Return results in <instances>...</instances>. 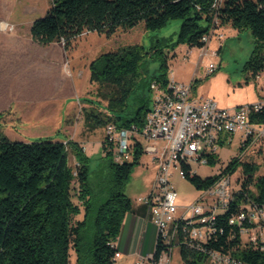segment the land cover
I'll return each instance as SVG.
<instances>
[{
	"label": "trees",
	"instance_id": "trees-1",
	"mask_svg": "<svg viewBox=\"0 0 264 264\" xmlns=\"http://www.w3.org/2000/svg\"><path fill=\"white\" fill-rule=\"evenodd\" d=\"M174 18L183 19L177 41L191 46L205 47L203 37L212 25L215 33L224 25L240 31L250 29L255 44L245 70L254 77L264 71V0H52L47 13L34 20L32 34L42 43L59 41L70 50L84 32L110 37L120 28L130 29L141 22L147 29H158ZM148 53L144 45H126L92 62L91 81L111 89L106 94L97 93L107 103L98 97L80 98L85 103L82 111L87 129L111 123L118 128L143 125L152 100L151 82L169 79L167 61L153 77L143 74ZM193 82L196 91L197 80ZM260 101L263 106L253 110L251 118L264 123V98ZM247 144L242 143V149ZM113 149L106 135L102 158L107 175L97 174L95 182L92 160L80 142L69 141L68 145L52 136L11 140L0 132V264H70L72 250L78 264L116 262V240L125 214L133 211L147 216L149 206L136 207L126 192L132 168L143 151L134 150L133 161L117 163ZM69 150L76 167L70 163ZM209 162L215 163V157ZM237 166L241 167V186L223 213L228 220L249 204L264 206V173L257 174L260 164L233 158L223 173L206 178L187 162L182 163V170L185 177L187 170V178L202 190ZM223 226L224 232L218 231L209 240L213 248L230 250L250 264H264V250L242 245L237 225L225 220ZM232 232L237 235L229 241ZM184 254L189 263L199 264L194 259L201 256L190 251Z\"/></svg>",
	"mask_w": 264,
	"mask_h": 264
},
{
	"label": "rangeland",
	"instance_id": "rangeland-1",
	"mask_svg": "<svg viewBox=\"0 0 264 264\" xmlns=\"http://www.w3.org/2000/svg\"><path fill=\"white\" fill-rule=\"evenodd\" d=\"M51 5L52 0H0V104L10 105L12 103L14 107L0 112V132L11 140L33 141L54 135V138L64 137L62 140L68 145L69 141L83 142L85 153L92 160L91 167L94 170L92 178L95 182H97V174L100 177L107 175V168L102 158L104 154L102 143L108 129L107 126L95 130L85 127L82 111L85 103L80 101V98L98 97L107 103V100L103 99L102 95L97 96V93H109L111 88L91 81V64L103 53L126 45H144L149 53L145 57L147 69L143 74L148 79L159 73L161 65L167 61L170 78L174 77L185 83H191L196 79L198 89L196 93L214 98L223 108L254 104L264 98V71L254 77L245 70L255 44L250 29L240 31L231 25L224 26L223 29H218L216 34H212L207 47H200L177 41L183 23L181 18L171 19L165 26L158 29H147L144 22H141L130 29L120 28L110 37L92 31L84 32L75 40L69 60L66 62V67L71 71H67L68 69L66 70L64 65H61L67 83L74 80L73 86L69 84L67 91H73L75 94L73 99L66 100V104L75 102V109L66 115L61 132L58 129L57 132L53 131L55 130L53 124L36 117L38 109L37 112L27 110L28 114L22 115L20 111L22 104L19 102L23 95H28L29 98H39L40 92H35L34 89L44 81L47 86H52L50 79L52 65L50 61L46 62V58L45 61L38 63L36 61V64H39L36 67L40 69L36 68L33 71L35 67H30L31 70L28 72L23 70H27V53L33 48L43 53L45 45L49 44L42 43L34 37L32 24L36 18L44 16ZM219 33L223 36L221 37ZM220 44L222 49L219 51ZM210 63L218 67L212 74H208ZM32 74L36 76V79L33 80L30 77L28 80ZM59 91L60 93L56 94L57 97L62 94V91ZM51 93L52 91L49 92L50 102L47 105L45 102V108L53 101H59ZM65 109L68 112L71 107L66 106ZM137 137L145 147L149 144L146 138L140 135ZM230 138L232 142L220 146L215 155V163L192 161L198 175L203 178L219 175L227 169L233 158L254 161L260 164L257 174L264 173V141L260 140L242 149L240 134L231 135ZM164 144H166L164 139L158 140L161 148ZM69 151L70 163L76 167L74 154L72 150ZM134 158L135 156L132 155L130 161ZM157 170L158 163L153 161L152 155L143 152L139 162L135 163L132 168L130 181L126 188L133 202L150 193ZM172 172V182L178 192L180 203L183 206L191 205L201 196L202 191L197 189L188 178H182L181 166L177 170L173 169ZM241 174L240 166L229 174L234 190L240 189L241 183L238 179ZM178 257L179 255L176 254L177 264H181L182 261ZM70 264H78L74 250L71 251ZM114 264H136V258L123 255L118 257Z\"/></svg>",
	"mask_w": 264,
	"mask_h": 264
},
{
	"label": "built area",
	"instance_id": "built-area-1",
	"mask_svg": "<svg viewBox=\"0 0 264 264\" xmlns=\"http://www.w3.org/2000/svg\"><path fill=\"white\" fill-rule=\"evenodd\" d=\"M212 34H216L215 25L203 37L207 44ZM217 68L210 63L208 74ZM150 87L151 105L142 126L132 124L118 128L112 123L107 126L108 140L114 145L115 162L130 160L134 150L140 149L150 153L153 161L158 163L153 188L148 195L138 198L139 202L149 206L151 220L157 227L156 246L152 253L140 255L136 264H177L176 254L181 264H193L187 261L185 251L201 256L194 259L199 264H250L230 250L213 248L209 240L218 231L224 232L223 221L226 220L228 224L238 226L242 245L264 250V206L249 204L248 208H240L225 219L222 206H225L226 197H235L238 191L232 188L229 174H223L213 185L202 189L194 203L183 206L172 182V171L177 170L174 158H181L190 165L193 160L209 162L220 146L232 142L230 136L237 133L241 135L242 143H248L246 148L264 141V123L251 118L253 110L263 106L262 101L223 108L214 98L198 95L193 81L185 83L174 77H169L166 82L155 79ZM138 135L149 141L146 147ZM160 139L166 141L162 148L158 145ZM187 175L186 170V177L182 178ZM236 235L232 232L228 240H233ZM120 256L118 250L116 257ZM188 258L192 259V256L188 255Z\"/></svg>",
	"mask_w": 264,
	"mask_h": 264
},
{
	"label": "crops",
	"instance_id": "crops-1",
	"mask_svg": "<svg viewBox=\"0 0 264 264\" xmlns=\"http://www.w3.org/2000/svg\"><path fill=\"white\" fill-rule=\"evenodd\" d=\"M224 26H228V25H224ZM224 26H222L221 29H223ZM219 47H221V44ZM71 49L66 50L64 44L59 41H53L50 42L49 44H46L44 47L45 51L43 53L41 51H35L33 48L27 53V57H26L27 70L23 69L24 71L28 72L29 70H31L29 69L30 67H35L33 69L34 71L36 68L40 69V67H36L37 65L39 66V64H36V61L37 63L43 60L45 61V58H46V62L50 61L49 63L52 65V72H51L52 77L50 78L52 80V86H47L44 81L41 85H39V87L37 86L34 89L35 92H40L38 95L39 98L38 97L29 98L28 95H23L20 98L19 102H21L22 104V110H20L22 115L24 114L27 115L28 112H32V111L37 112L38 109L39 112L37 113L36 117L38 119H41L43 121L45 120L53 124V128L55 127V130L53 131L56 132L57 129L60 130L61 132L62 128L64 127L66 115L73 112L75 109V102L66 104V100L68 98L73 99V96L75 94L73 93V91L71 92L67 91L68 85L70 84L73 86L74 80L73 79L70 80V83L68 84L65 77V73L61 69V65H64L66 70L68 69L66 67V62L67 60H69L70 57L69 54ZM68 62L70 63V61ZM45 67H46V63H45ZM67 71H71V70L68 69ZM30 77H32L31 79L33 80L36 79V76L34 74H32V76H29L28 80ZM45 80H47V77H45ZM59 90L62 91V94L61 96L58 95L57 97L56 94L60 93ZM50 91H52L51 95H53V97L55 96V98L58 99L59 101L58 102L53 101L49 106L45 108V102L46 105L50 102L49 101ZM66 106L71 107V109L68 112H66L65 109ZM12 107H13L12 103L10 105L0 104V112L9 110ZM50 136L54 137V135H48V137ZM55 139L62 140L60 139V137L58 138L55 137ZM81 144L84 146L83 142H81ZM133 203L136 207L142 204L141 202H139V200H136ZM156 241H157V227L151 220L150 211L148 212L147 216H143L138 212H133V211H129L125 214L121 226V232L116 240V246L118 250L121 252L120 257H122L123 255H128L131 256L132 258L135 257L137 261L140 255L146 256L154 251L156 246Z\"/></svg>",
	"mask_w": 264,
	"mask_h": 264
},
{
	"label": "bare ground",
	"instance_id": "bare-ground-1",
	"mask_svg": "<svg viewBox=\"0 0 264 264\" xmlns=\"http://www.w3.org/2000/svg\"><path fill=\"white\" fill-rule=\"evenodd\" d=\"M180 162L183 163L184 160L181 159V158H174V166L176 168H179V166L182 167V164L180 165ZM182 174L185 177V172L183 170H182ZM233 199H235V197H226L225 206H222V214L229 208V206H230V204H231V202H232Z\"/></svg>",
	"mask_w": 264,
	"mask_h": 264
}]
</instances>
